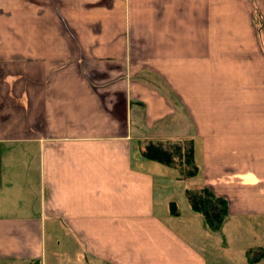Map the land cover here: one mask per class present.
<instances>
[{
  "label": "crops",
  "instance_id": "crops-1",
  "mask_svg": "<svg viewBox=\"0 0 264 264\" xmlns=\"http://www.w3.org/2000/svg\"><path fill=\"white\" fill-rule=\"evenodd\" d=\"M155 138L264 216V0H0V264H210Z\"/></svg>",
  "mask_w": 264,
  "mask_h": 264
},
{
  "label": "rangeland",
  "instance_id": "rangeland-1",
  "mask_svg": "<svg viewBox=\"0 0 264 264\" xmlns=\"http://www.w3.org/2000/svg\"><path fill=\"white\" fill-rule=\"evenodd\" d=\"M173 171L175 172V170ZM197 175L191 179L182 177L180 180L171 181L170 185H175V187H177L174 188V190L178 207L181 210H184L185 206L189 207L184 194V190L187 186L195 187L197 185L193 184H199V176ZM179 176V174L176 175V177L180 178ZM230 220L231 218H228L226 221H224L222 227L218 231L209 230L206 227L204 221L199 223V233L206 234L205 240L208 244L207 253H210V255H206V257L209 263L264 264V255L260 254V256H257L255 254V247L257 246H261L264 250V216L249 217L243 220L232 219L231 223L229 222ZM57 236H59L57 238L58 240L61 239V246L57 247V250L54 251V243L56 242V240L51 241V246L54 249L50 250V253L55 252L58 254L57 257L59 258L60 262H58L57 264H74L73 260L76 259V257L74 256L75 251H73L71 248V240L64 235H62L61 238L60 234H58ZM214 252L216 253L215 255ZM61 260H63L64 262L62 263ZM85 262L86 261H84L83 263L85 264Z\"/></svg>",
  "mask_w": 264,
  "mask_h": 264
},
{
  "label": "trees",
  "instance_id": "trees-1",
  "mask_svg": "<svg viewBox=\"0 0 264 264\" xmlns=\"http://www.w3.org/2000/svg\"><path fill=\"white\" fill-rule=\"evenodd\" d=\"M145 158L155 160L161 164L177 170L184 178L195 177L198 173V164L193 157V146L190 138L176 139H149L142 149ZM185 197L190 208L199 213L206 227L211 231H218L227 216V200L215 194L208 186L198 184L195 187H186ZM170 206L175 207L174 202ZM174 209L172 214H176ZM264 255V252H262ZM29 264H40L38 259Z\"/></svg>",
  "mask_w": 264,
  "mask_h": 264
}]
</instances>
